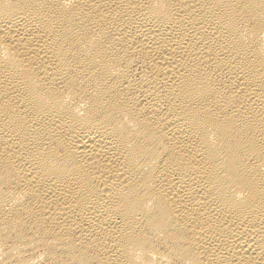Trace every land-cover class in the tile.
I'll use <instances>...</instances> for the list:
<instances>
[{"label": "bare ground", "instance_id": "1", "mask_svg": "<svg viewBox=\"0 0 264 264\" xmlns=\"http://www.w3.org/2000/svg\"><path fill=\"white\" fill-rule=\"evenodd\" d=\"M0 264H264V0H0Z\"/></svg>", "mask_w": 264, "mask_h": 264}]
</instances>
